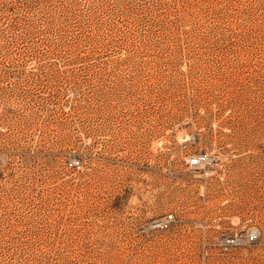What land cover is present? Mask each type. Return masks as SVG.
<instances>
[{
	"label": "rangeland",
	"instance_id": "374dc122",
	"mask_svg": "<svg viewBox=\"0 0 264 264\" xmlns=\"http://www.w3.org/2000/svg\"><path fill=\"white\" fill-rule=\"evenodd\" d=\"M0 264H264V0H0Z\"/></svg>",
	"mask_w": 264,
	"mask_h": 264
},
{
	"label": "built area",
	"instance_id": "2783aa9c",
	"mask_svg": "<svg viewBox=\"0 0 264 264\" xmlns=\"http://www.w3.org/2000/svg\"><path fill=\"white\" fill-rule=\"evenodd\" d=\"M209 158H210V156H209V154L207 152L194 154V155L191 156L190 162H191L192 165L196 166V165L204 163L205 161H208ZM73 164L75 166L79 165L80 164V160L79 159H74L73 160ZM173 219H174V214L173 213H169V214H167L165 216V218L156 221L153 226L155 228H157V227H161V228L168 227L169 226V221H171ZM257 238H258V236H257L256 231H252L251 233H249L247 239H248V241L252 242V241L257 240Z\"/></svg>",
	"mask_w": 264,
	"mask_h": 264
}]
</instances>
